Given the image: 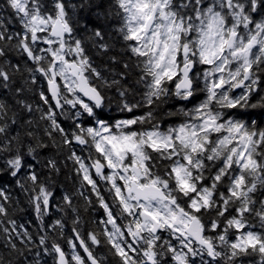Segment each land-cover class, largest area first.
I'll use <instances>...</instances> for the list:
<instances>
[{"label":"snow or ice","instance_id":"snow-or-ice-1","mask_svg":"<svg viewBox=\"0 0 264 264\" xmlns=\"http://www.w3.org/2000/svg\"><path fill=\"white\" fill-rule=\"evenodd\" d=\"M0 264H264V0H0Z\"/></svg>","mask_w":264,"mask_h":264}]
</instances>
